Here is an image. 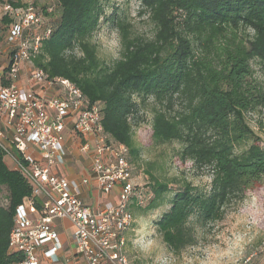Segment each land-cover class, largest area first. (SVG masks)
<instances>
[{"label": "trees", "instance_id": "16d2710c", "mask_svg": "<svg viewBox=\"0 0 264 264\" xmlns=\"http://www.w3.org/2000/svg\"><path fill=\"white\" fill-rule=\"evenodd\" d=\"M105 1L45 4L50 34L37 32L41 39L31 66L71 81L90 102L101 103L103 130L128 149L132 167L141 156L133 128L140 110L149 107L153 138L178 142L180 159L207 171V190L187 182L173 190L155 181L152 196L146 199L148 192L138 188L131 199L130 212L132 207L150 212L173 191L154 229L178 255L194 244L193 226L221 222L231 207L264 186V142L247 120L264 110V86L255 77L256 68L264 71V0H135L152 25V37L131 36L124 19H112L121 49L111 64L92 43ZM2 3L28 7L19 0ZM1 21L10 30L12 19ZM5 157L0 147V189L6 192L0 202V264H17L21 256L9 252V233L17 206L32 198V188Z\"/></svg>", "mask_w": 264, "mask_h": 264}, {"label": "built area", "instance_id": "2783aa9c", "mask_svg": "<svg viewBox=\"0 0 264 264\" xmlns=\"http://www.w3.org/2000/svg\"><path fill=\"white\" fill-rule=\"evenodd\" d=\"M50 12V9H48ZM12 19L5 83L0 75V147L32 188V198L17 206L8 250L21 256L17 264H40V258L59 262L61 249L56 220L72 227L78 264H130L124 234L133 223L129 210L139 188L133 179L128 149L115 142L101 125L102 105L90 102L71 81L49 78L31 66L41 35L48 37L44 14L31 6L13 8L0 3V17ZM28 64L20 85L21 67ZM81 137L79 151L90 158L88 178L80 183L60 174L66 153L65 135ZM89 179L99 192L118 189L114 205L92 206L80 199ZM90 180V181H91ZM141 204V202H139ZM38 205V206H37Z\"/></svg>", "mask_w": 264, "mask_h": 264}, {"label": "rangeland", "instance_id": "374dc122", "mask_svg": "<svg viewBox=\"0 0 264 264\" xmlns=\"http://www.w3.org/2000/svg\"><path fill=\"white\" fill-rule=\"evenodd\" d=\"M8 0H0V3ZM17 2L18 0H13ZM41 11L52 0H19ZM100 25L92 37L97 46L98 56L106 64L119 58L120 36L112 19L120 17L130 25L131 36L152 37V25L147 15L141 13L135 0H106ZM55 17V16H54ZM45 21L49 18L45 16ZM48 18V19H47ZM54 19V18H53ZM0 17V75L12 51L7 41L9 24ZM51 20V19H50ZM30 68V67H29ZM32 69V68H30ZM255 77L264 86V71L256 68ZM148 108L141 109L134 128V138L141 147L138 164H133V179L139 189L152 196L151 187L155 181L168 183V188L177 189L184 182L191 183L199 190H207L210 176L206 170H197L190 162L180 159L178 142H159L153 138L152 115ZM249 126L262 137L264 142V110L247 116ZM5 163L13 168V163L5 157ZM65 166L69 167L65 160ZM149 191H151L149 193ZM173 191L163 195V206L154 211H143L132 207L133 223L125 232V253L130 264H155L157 257L167 259V264H264V186L246 195L240 204L231 207L225 218L214 225L200 228L193 226L194 244L183 249L178 255L170 253L154 229V221L168 211ZM6 192L0 189V202L5 203ZM145 197V195H144ZM137 240H154L149 253H142L134 243Z\"/></svg>", "mask_w": 264, "mask_h": 264}, {"label": "crops", "instance_id": "0c3cea01", "mask_svg": "<svg viewBox=\"0 0 264 264\" xmlns=\"http://www.w3.org/2000/svg\"><path fill=\"white\" fill-rule=\"evenodd\" d=\"M28 64H25L21 67L20 74V85L24 82V78L26 77V73L29 68ZM2 127V123L0 120V129ZM82 141L81 137L73 138L69 134L65 135L64 140V149L66 153V161L69 164V167H66L65 164L59 170L60 174L66 177L69 181H73L75 183H80L81 180L88 178L89 174V165L90 158L88 155L82 154L79 151V144ZM89 179V183L83 185L81 187L80 199L87 205L92 206H108L114 205L118 201V189H114L109 194H102L97 190L92 180ZM55 229L58 234L59 243L61 244V249L57 253V257L59 258V262L51 263L50 261L40 258V264H78L79 259L74 253V247L72 243V227L65 220H56L55 221ZM103 264H110L105 261Z\"/></svg>", "mask_w": 264, "mask_h": 264}, {"label": "clouds", "instance_id": "9594fccd", "mask_svg": "<svg viewBox=\"0 0 264 264\" xmlns=\"http://www.w3.org/2000/svg\"><path fill=\"white\" fill-rule=\"evenodd\" d=\"M142 253H149L151 248L154 246V240H137L134 242ZM155 264H167V259L164 257H157Z\"/></svg>", "mask_w": 264, "mask_h": 264}]
</instances>
